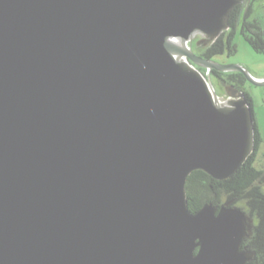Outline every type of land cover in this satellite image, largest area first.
<instances>
[{
	"label": "water",
	"instance_id": "water-1",
	"mask_svg": "<svg viewBox=\"0 0 264 264\" xmlns=\"http://www.w3.org/2000/svg\"><path fill=\"white\" fill-rule=\"evenodd\" d=\"M241 0H0V264H246L250 218L190 211L193 170L226 180L253 108L196 55ZM264 39V27L262 29Z\"/></svg>",
	"mask_w": 264,
	"mask_h": 264
},
{
	"label": "flooded vegetation",
	"instance_id": "flooded-vegetation-1",
	"mask_svg": "<svg viewBox=\"0 0 264 264\" xmlns=\"http://www.w3.org/2000/svg\"><path fill=\"white\" fill-rule=\"evenodd\" d=\"M229 27L222 31L214 40L207 43H197V38L191 41L192 50L196 55L204 58H210L220 63H227L225 57L232 54L227 48L229 39H234L236 33H240L245 39L246 34L248 37L252 32L250 29H256V27H264V0H241L233 6L229 14ZM247 40V39H246ZM226 53V54H224ZM223 57V60H222ZM197 68L206 76H209L211 82L214 80L218 85L219 94L223 95L222 89H228V86L234 88H240L244 92L248 101L252 100L250 93L251 83L243 80L239 82L238 77L235 74H241L239 72H221L214 68H206L197 66ZM242 75V74H241ZM243 76V75H242ZM244 77V76H243ZM219 207L224 203H228L227 206H236L242 210L248 218H250V227L248 235L243 239L241 246L245 249H250L252 242L256 237L263 235L264 237V202L259 199H255L248 195H233L229 197L225 195L217 202H212ZM249 242V243H248ZM264 250V249H263ZM251 259L246 264H264V251H261L263 257L258 258L254 250Z\"/></svg>",
	"mask_w": 264,
	"mask_h": 264
},
{
	"label": "trees",
	"instance_id": "trees-1",
	"mask_svg": "<svg viewBox=\"0 0 264 264\" xmlns=\"http://www.w3.org/2000/svg\"><path fill=\"white\" fill-rule=\"evenodd\" d=\"M252 32L246 34L247 42L257 52H264V39L262 37L261 27L250 29ZM227 48L230 52H235L236 44L234 39L230 38ZM239 82H243L244 77L241 74H235ZM251 108H253L252 100H249ZM255 127V147L248 157L241 163L238 170L226 180H216L202 170H193L185 181V195L187 205L190 211L197 210L205 202H217L225 195L232 197L239 194L241 196L248 195L264 202V161L260 166L255 165L262 138L260 136L257 124L254 118ZM264 160V159H263ZM249 243V242H248ZM252 250L256 252L258 258L263 257L261 251H264L263 235L256 237L251 244Z\"/></svg>",
	"mask_w": 264,
	"mask_h": 264
},
{
	"label": "rangeland",
	"instance_id": "rangeland-1",
	"mask_svg": "<svg viewBox=\"0 0 264 264\" xmlns=\"http://www.w3.org/2000/svg\"><path fill=\"white\" fill-rule=\"evenodd\" d=\"M234 43L236 44V50L228 55V57H225L227 63H238L245 67L253 76L264 77V52H257L253 49L240 33H236ZM189 45L192 47L191 42ZM212 84L216 93L219 94L218 85L215 84L214 80L212 81ZM250 93L252 96L255 122L262 138L255 162V165L260 166L264 161V86L252 84L250 87Z\"/></svg>",
	"mask_w": 264,
	"mask_h": 264
},
{
	"label": "crops",
	"instance_id": "crops-1",
	"mask_svg": "<svg viewBox=\"0 0 264 264\" xmlns=\"http://www.w3.org/2000/svg\"><path fill=\"white\" fill-rule=\"evenodd\" d=\"M259 130V129H258ZM259 133H260V131H259ZM260 136H261V134H260Z\"/></svg>",
	"mask_w": 264,
	"mask_h": 264
}]
</instances>
